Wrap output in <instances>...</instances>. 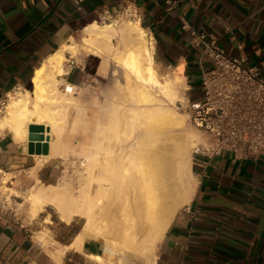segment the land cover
<instances>
[{"label": "crops", "instance_id": "crops-1", "mask_svg": "<svg viewBox=\"0 0 264 264\" xmlns=\"http://www.w3.org/2000/svg\"><path fill=\"white\" fill-rule=\"evenodd\" d=\"M173 1L176 5L166 0H0V101L16 91L33 89L36 71L63 47L74 44L78 54L75 59L67 54L69 73L64 79L78 88L76 96L88 119H100L107 93L91 89L89 83L106 81V63L102 54L85 51L84 39L89 26L119 18L127 8L153 43L157 65L174 74L181 70L185 96L192 100L201 97L205 61L192 46L189 29L207 33L227 55L250 66L264 62V0ZM93 59L99 63L94 71L89 66ZM5 112L0 113V121ZM73 116L71 111L69 122ZM50 157L49 140L47 146L43 142L29 149L28 138L16 141L13 132H1L0 186L31 188L37 178L55 182L63 171L61 161L54 158L39 165ZM194 175L197 184L191 201L169 224L155 264H264V158L235 160L223 153L211 161L207 174L195 169ZM29 233L12 212L0 209V264H55L51 257L55 250L48 253ZM103 246L100 240L88 239L77 253L102 255ZM72 251L66 250L63 258Z\"/></svg>", "mask_w": 264, "mask_h": 264}, {"label": "bare ground", "instance_id": "bare-ground-1", "mask_svg": "<svg viewBox=\"0 0 264 264\" xmlns=\"http://www.w3.org/2000/svg\"><path fill=\"white\" fill-rule=\"evenodd\" d=\"M87 31L84 40L89 53L113 56L137 80H131L128 88L127 107L131 112L128 135L139 129L141 136L130 144L126 155L120 157L121 162L111 157L114 151L103 144L106 138L118 134V105L106 102L105 114L100 119H88L87 109L76 96L78 88L64 79L69 73L67 54L72 59L78 54L74 44L63 47L36 71L31 91H16L11 96L0 121V134L9 130L16 141H24L31 124L43 125L51 144V157L39 165L54 158L65 165L55 184H44L37 178L26 195V211L31 221L51 207L68 224L85 223L70 245L51 253L52 260L58 263L66 250L82 251L88 239L107 240L108 235L97 222L111 220L124 229L122 237L131 247L122 243L118 249L116 243L107 240L103 246L105 254L88 257L96 264H129L124 259L139 257L130 251L140 244L141 251L150 249V255L155 252L176 213L191 201L196 187L190 180L193 175L190 157L185 154L194 143V136L186 132L172 108L181 97L184 77L178 70L173 82L160 79L155 47L136 19L120 30L129 47L127 51L113 43L119 32L114 24L94 23ZM64 86L72 88V92H66ZM71 111L74 116L69 122ZM102 153L108 158L100 160ZM70 166L75 168V176L71 175ZM97 169L101 171L99 174ZM3 180L6 183L7 176ZM137 182L141 184L140 191ZM2 191L15 192L8 186ZM122 197L124 205L112 210ZM113 214L116 216L109 219ZM143 220L149 222L150 230L145 238L138 239L135 227ZM39 242L44 245L47 238L41 234ZM113 257H118L117 261ZM151 263L155 264V259Z\"/></svg>", "mask_w": 264, "mask_h": 264}, {"label": "built area", "instance_id": "built-area-1", "mask_svg": "<svg viewBox=\"0 0 264 264\" xmlns=\"http://www.w3.org/2000/svg\"><path fill=\"white\" fill-rule=\"evenodd\" d=\"M166 4L176 2L166 0ZM121 16L136 18L129 8ZM106 20L109 19L101 21ZM183 29H188L187 23ZM189 30L192 46L205 61L201 68V97L192 100L186 96L176 104L203 137L193 149L194 168L204 176L211 161L223 153L232 154L235 160L264 158V62L250 66L244 59L227 55L207 33ZM64 87L66 92H72V88ZM10 101L11 96L0 101V113L7 110Z\"/></svg>", "mask_w": 264, "mask_h": 264}, {"label": "rangeland", "instance_id": "rangeland-1", "mask_svg": "<svg viewBox=\"0 0 264 264\" xmlns=\"http://www.w3.org/2000/svg\"><path fill=\"white\" fill-rule=\"evenodd\" d=\"M115 19H109L106 20L105 23L100 21L101 26L104 24H114L115 28L119 31L117 33V36H115V40L113 43L121 48L123 51H127L129 47H127V44L124 42L123 38L121 37L122 32L120 31L121 28L126 26L128 21H131L132 19L124 18L123 16ZM112 21V23H111ZM87 53L89 51L85 50ZM104 57V61H107L104 71L107 74L106 81L103 83H98L91 81L89 83L91 89H104L106 90L107 96H106V102L107 103H116L118 105V113H117V120H118V134L116 137H109V139H105L103 141V144L105 147L112 148L114 153L111 157H115L117 159L116 161L118 163L121 162L120 157H124L127 153V149L130 147V144L134 141V139L141 136V131L139 129H136L132 136H129L130 133V116L131 112L127 107V100L129 99V83L131 80L137 81L133 75L125 69L124 66L117 63L115 58L113 56H108L106 54H102ZM99 63L97 60L93 59L90 61V69L94 71L96 67H98ZM158 66V65H157ZM158 72L160 75V79L164 81V79L169 80L170 82H173L175 79V74L169 71H164L158 66ZM133 81V82H134ZM132 82V81H131ZM186 84H182L181 88V97L178 101H184V98L186 97V91H187ZM120 89V90H119ZM186 89V90H185ZM32 89H29L31 91ZM14 97V95H12ZM177 101V102H178ZM168 102H166L167 104ZM170 106V105H169ZM178 105L176 104V107L172 108L175 110L177 116L182 120L184 127L186 129V132L194 136V143L190 145L185 152V154H188L190 157V163H191V171L193 175H190V180L193 182V184H197V179L194 175L195 169L193 170V149L196 146L197 143L201 142L203 140V137L199 131H197L189 122V119L186 114H184L182 111H180L178 108ZM163 143V142H160ZM105 158H108L104 153L100 156V160H104ZM120 159V160H119ZM70 162V161H69ZM72 162V161H71ZM61 169L63 170L65 168V165L60 162L59 163ZM69 171L71 175L75 176V168L73 166L69 167ZM101 171L98 169L96 170V173L99 174ZM63 171L60 173L62 174ZM57 181V180H56ZM55 182L51 183H44V184H55ZM4 186H9L8 184H2L0 186V209L4 212H12L19 220H21L26 227L30 231V235L32 234L34 241L39 242V235L43 234L47 238L46 244H42V247L44 250H46L48 253H50V250L52 248L57 250H64L65 248L63 246H66L73 242L76 235L81 232V230L84 227V221H78L73 223H66L60 219L59 214L55 211V209L49 207L46 208V210L38 217L37 220L31 221L27 215L26 211V195L28 192V189L30 187H26L24 189H13L15 192L4 193L2 191ZM137 190H141V184L139 182L136 183ZM124 194V193H123ZM124 197L120 199V203H118V206L112 208V210L117 209L118 207H121L124 205ZM111 210V211H112ZM113 212V211H112ZM119 211H117L118 213ZM113 216H116L113 214L109 219H111ZM98 227L101 229L103 228L102 232H105L108 235V239L111 242L116 243L118 249L120 246H122V243H125V246L131 247V243L126 242L125 239L122 237V233L124 229H121L119 225H116V223L111 222V220H99ZM136 232L138 233V239L139 238H145L150 230V224L146 220H143L140 224H138L137 227H135ZM55 236V237H54ZM100 240L103 245L105 242H107L106 239H98ZM108 241V242H110ZM141 244L138 247H135L132 252V254H137L139 257H130L125 258V262H128L129 264H152V260L155 259L156 250L155 252L150 255V249L143 252L141 251ZM104 253V252H103ZM105 254V253H104ZM151 257V258H150ZM114 261H117L118 257L112 258ZM55 264H96L93 262L89 257L83 256L82 254H78L75 251H72L71 254L68 257L63 258L61 257L60 261ZM106 264H108L106 262Z\"/></svg>", "mask_w": 264, "mask_h": 264}, {"label": "water", "instance_id": "water-1", "mask_svg": "<svg viewBox=\"0 0 264 264\" xmlns=\"http://www.w3.org/2000/svg\"><path fill=\"white\" fill-rule=\"evenodd\" d=\"M45 127L43 125H30L29 126V149L34 145H44L47 146L48 140L45 137Z\"/></svg>", "mask_w": 264, "mask_h": 264}]
</instances>
